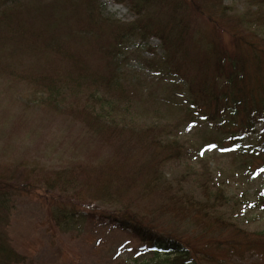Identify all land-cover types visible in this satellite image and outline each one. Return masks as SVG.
I'll return each instance as SVG.
<instances>
[{"label":"rangeland","instance_id":"rangeland-1","mask_svg":"<svg viewBox=\"0 0 264 264\" xmlns=\"http://www.w3.org/2000/svg\"><path fill=\"white\" fill-rule=\"evenodd\" d=\"M222 1L227 14L237 16L246 30L264 33V26L259 30L254 23L252 0ZM26 3V11L18 13L20 24L14 22V15L8 28L0 15V178L12 188L28 191L13 197L6 193L11 197L6 229L22 256L20 264H142L152 259L153 251L131 230H122L102 215V211H122L124 202L109 205L97 199L105 186L109 189L112 184V191L118 182L120 188L130 187L126 199L136 196L135 210L144 214V209L153 208L151 226L157 233L189 246L195 264H264L257 254L260 248L251 255L244 248L264 240V155L255 158L239 149L221 148L215 127L188 111L182 91L169 90L171 80L143 66V60L154 53L139 40H131L124 50L119 85L99 92L96 82L113 75L112 59L102 49L112 41L111 30L93 17L87 25L89 29L95 25V30L85 29L84 21L76 25L74 15L57 0ZM127 5L124 0H101V12L115 25L114 21L127 23L135 18ZM12 24L18 25V34L10 32ZM197 26L204 30L207 24L199 19ZM149 44L157 47L159 41L152 39ZM155 53L160 56L162 51L157 48ZM109 123L125 129H113ZM147 129L163 134L164 141L185 145L188 155L166 165L164 174L169 181L184 177L183 190L197 198L207 183L212 194L208 209L219 215L214 225L189 228L194 217L182 216L183 220L177 214L154 212L156 193L146 195L133 177L141 164L138 157L145 155L132 134L146 131L145 140ZM262 129L264 120L256 131ZM256 139L248 135L244 147ZM52 177L71 181L64 186L61 180L51 187L47 183L49 188L45 180ZM219 190H224L225 205L214 202ZM59 196L63 204L71 198L79 203L78 213L66 224L57 220ZM157 198L158 205L167 204ZM251 201L255 205L249 207ZM131 213L136 216L134 210ZM232 243L242 253L226 250Z\"/></svg>","mask_w":264,"mask_h":264},{"label":"trees","instance_id":"trees-1","mask_svg":"<svg viewBox=\"0 0 264 264\" xmlns=\"http://www.w3.org/2000/svg\"><path fill=\"white\" fill-rule=\"evenodd\" d=\"M57 1L62 9H67L74 15L76 25L84 21L85 29L95 30V25H91L92 29L87 25L88 20L92 24L90 17H93L95 21L102 23V28L111 30L112 41L102 49L112 59L113 75L107 80L96 82L99 92H108L113 86L119 85L116 80L120 75L121 66L126 62L124 50L131 40H139L147 45L150 53H154L153 58L143 60V66L156 72L161 79L171 80L169 90L182 91V97L185 99L183 104L188 105V111L215 127V132L220 136L216 137V143L221 145V148L239 149L243 155L250 154L255 158L264 155V129L256 131L258 123L264 120V33L246 30L243 22L241 24L236 20L237 16L227 14L222 0H124L135 18L127 23L114 21L116 25L103 16L101 0ZM114 1L120 3L122 0ZM26 2L28 0H0V15L4 16L3 22L8 23V28L14 15L17 17L13 21L21 23V15L18 13L23 8V11H26ZM252 2L256 10L254 23L256 22L260 30L264 26V0ZM199 19L205 20L206 29H199ZM17 24L11 26L12 35L18 34V28H15ZM26 29H31L30 24H26ZM152 39L159 41L157 47H149ZM157 48L162 51L160 56L155 53ZM252 75L253 80H250ZM116 127L125 129L118 123L114 124L113 129H117ZM147 130L150 133L148 132V138L145 140L142 139L146 131L132 134L139 139L136 141L141 148L140 154L145 155L142 159L138 157L141 164L133 173V177L136 178L135 184L142 187L146 195L156 193L152 196V203L156 206L154 212L167 214L166 216L177 214L183 220L186 216V220L194 217L190 219L192 222H189V228L214 225L219 220V215L208 209L212 194L207 183H203L201 198H197L183 190L181 181L184 177L181 180L169 181L164 174L166 165L188 155L185 145L176 140L164 141L163 134L154 135L151 129ZM122 132L124 133V130ZM248 135H256L257 139L254 143L248 142V146L244 147L245 137ZM227 142L229 144L225 146ZM261 166L256 168L255 172L264 167ZM60 180L64 186L65 182L70 183L71 178L67 180L58 177L56 180L52 177L49 181L45 180V184L49 183L51 187L60 183ZM119 184L120 182L115 183L116 188L112 191V184L109 189L105 186L104 192H101L97 199L109 205L124 202L120 206L122 211H102V215L117 223L122 230H131L133 237L149 246L154 256L142 264H195L187 244L177 238L157 233L155 227L151 226L155 220L153 208L151 212L144 209V214L135 210L132 201L136 196L126 199L129 197L127 194L130 187L124 184L120 188ZM21 188H12L0 178V264L22 262V256L12 246L6 229L10 215L9 200L18 194L28 193ZM17 190L20 191L17 193ZM7 192H10L11 197ZM81 192L83 193V190ZM158 195L166 205L157 204L160 202ZM61 198L62 196L57 198L60 201L56 206L57 220L66 224V221L78 213L76 208L79 203L75 204V199L71 198L72 201L63 204ZM259 199L261 203L262 196ZM217 201L222 202V205L227 203L224 190L215 194L214 202ZM253 203L251 201L247 205L251 207L255 205ZM131 210L135 211L136 216L132 215ZM262 242L264 240L249 246L244 244L245 252L251 255L254 248H260L257 254L264 259ZM256 243L261 244L258 246ZM227 249L234 251V255L241 251V248L233 243ZM203 255L208 257L207 253Z\"/></svg>","mask_w":264,"mask_h":264}]
</instances>
